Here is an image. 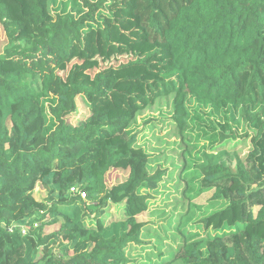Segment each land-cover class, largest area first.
Returning a JSON list of instances; mask_svg holds the SVG:
<instances>
[{
    "label": "trees",
    "instance_id": "16d2710c",
    "mask_svg": "<svg viewBox=\"0 0 264 264\" xmlns=\"http://www.w3.org/2000/svg\"><path fill=\"white\" fill-rule=\"evenodd\" d=\"M17 3L23 17L0 0V264H131L144 237L153 264H264V0ZM111 6L135 30L104 57L152 48L124 67L156 77L110 68L58 88L88 32L109 43ZM159 193L169 226L152 231L138 218Z\"/></svg>",
    "mask_w": 264,
    "mask_h": 264
},
{
    "label": "rangeland",
    "instance_id": "374dc122",
    "mask_svg": "<svg viewBox=\"0 0 264 264\" xmlns=\"http://www.w3.org/2000/svg\"><path fill=\"white\" fill-rule=\"evenodd\" d=\"M77 1V0H75ZM114 2V1H113ZM69 3V0H57V4L59 7H63L65 4ZM12 7L14 10V17H23L22 13L20 11V5L17 3V0H12ZM52 6H50V9ZM125 18V23H123V19ZM103 26L106 27V24H109V35H110V41L107 43L98 33V31H90L85 35V38L83 40V45L81 46H75L73 49H71L69 53V59L62 65L61 71L59 72V78L57 79V87L60 88V84L67 83L71 75L75 77V82H80L81 80L89 81L92 79L93 75L101 70L106 69H114V70H122V75L124 77H131V80H138L141 79L143 81H152L156 77L155 73H148L139 70H136L135 68L131 69H125L124 67L129 60H132L134 58L135 52L140 54L141 56L145 55L148 52H152V48L148 47H142L141 49L136 50L135 52L126 54L124 56H113L114 58H105L104 55L110 51V48L108 44H112V48L119 49L121 47H125L130 43V40L132 38L133 32H134V25L133 23L130 24L129 18L125 16L124 12L120 7L117 6H111L108 10V13L104 17ZM29 30H27L24 34H28ZM1 33V31H0ZM160 65L158 66V69L155 70H163L165 68V59L161 58L159 60ZM154 72V71H153ZM57 93H60V96L56 97L52 105L49 103L47 104V111L48 114L51 113V109L54 108L55 105L58 103H62L67 100V96L61 92V90H57ZM130 90L128 88H125L123 90H120V94L128 95ZM118 93V94H119ZM131 93L135 95L133 90H131ZM147 99L148 95H145ZM126 99H129V96L126 97ZM159 116V109H151L148 110L147 113L142 114L139 116V122L142 125V127L145 129V133L149 134V130L151 125L146 126L143 124L145 120L148 118H155V122H158L160 117ZM167 116H163L162 119L166 120ZM161 124H159V129L156 130L157 133H159ZM151 139H144L141 141L142 144H146L145 142H149ZM147 147H151V145H147ZM215 163L221 164L224 167L229 168L232 172L235 171V162L233 155L231 153L227 152H221L218 153L215 157ZM170 185V184H169ZM173 192L174 190L168 189L164 190V193L167 192ZM163 193V191H161ZM162 193L157 194L153 197L152 205L150 206L149 213L142 215L138 218V221L141 225L146 226H152V231L161 228L160 226H166L168 225V221H163V216L169 215V207L164 208L163 205L165 204L163 202ZM34 198L36 201H39L43 198V192H41L39 189H36L34 191ZM207 197L208 195H203L202 197H199L197 200H194V202L198 205H206L207 204ZM28 208L32 209V202L30 199H28L27 202ZM167 213V214H166ZM169 226V225H168ZM54 230V228H50L49 231ZM154 237H144L143 241H145V245H138L134 246L132 252H131V264H150L157 261L156 259V248L152 247L150 242H154Z\"/></svg>",
    "mask_w": 264,
    "mask_h": 264
},
{
    "label": "built area",
    "instance_id": "2783aa9c",
    "mask_svg": "<svg viewBox=\"0 0 264 264\" xmlns=\"http://www.w3.org/2000/svg\"><path fill=\"white\" fill-rule=\"evenodd\" d=\"M82 197L84 198V195H82ZM20 229L22 230V228H20ZM22 234H23V235L25 234L23 230H22Z\"/></svg>",
    "mask_w": 264,
    "mask_h": 264
}]
</instances>
